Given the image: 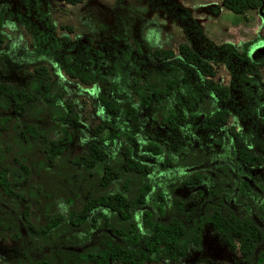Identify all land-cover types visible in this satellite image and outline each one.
<instances>
[{"label":"trees","instance_id":"trees-1","mask_svg":"<svg viewBox=\"0 0 264 264\" xmlns=\"http://www.w3.org/2000/svg\"><path fill=\"white\" fill-rule=\"evenodd\" d=\"M57 1L75 4L83 0ZM218 1L235 13L256 8L264 17V0ZM3 21L4 11L0 8V46L4 41ZM263 44L264 39L241 43L238 53L241 77L249 83L260 80L264 56L251 57L248 51L254 45ZM146 55V60H140V66L134 67L132 75L129 68L113 64L110 71L114 75L109 82L96 72L91 60L72 61L70 54L60 58L58 66L68 77L84 85L100 84L96 99L104 116L93 127L95 138L87 142L85 152L69 158L71 163L96 173L95 188L78 206L69 207L64 213L44 208L40 223L30 219L24 202L20 222L26 234L34 239L27 237L30 240L27 242L18 227L9 233L12 238L20 239V255L14 264H110L111 261L137 264L159 259L176 262L190 246L199 247L204 223L209 224L211 232L225 247L236 249L247 264H264V224L254 218L247 203L244 211H236L225 205L220 195L227 191L234 193V203L249 202L256 197L255 189L264 192V167L259 174L251 176V184L240 178L234 184L224 183L227 177L220 174L215 185L207 186L205 203L193 213L194 209H186L183 199L173 195V189L179 184L188 188L200 184L206 178L202 169L184 172L182 177L173 172L170 175L168 168L178 163L162 152L155 139L139 144V149L154 162L136 156L130 145L119 141L121 132L136 133L141 128L131 92V87L137 85L139 104L148 108L150 119L162 128L174 127L175 110L180 108L182 113L201 116L207 132L222 131L214 141L222 145L224 149H221L241 172L243 169L250 174L249 168L264 162V139L257 127L239 131L227 124L231 114L227 105L229 87L215 81L212 56L203 55L185 39L177 42L175 49L155 46ZM65 92L63 83L53 78L44 63L32 65L24 83L0 79V129L8 127L16 118L17 123H11L13 143L18 150L26 145L35 147L46 165L60 158L71 139L69 125L78 119ZM30 114L46 115L52 123L42 127L25 118ZM255 116L264 121V96L256 106ZM104 142L115 143V151L108 153L102 145ZM12 145H5L7 152ZM10 153L18 169L6 163L0 165V194L23 198L16 186L26 180L28 167L21 153ZM190 153L186 165L197 167L204 161L200 153L192 150ZM154 163L162 166L165 179L153 181ZM197 194L202 191L197 190ZM230 197L229 194L226 199ZM263 206L264 197L257 208ZM1 224L4 228V223ZM0 235L4 234L0 231ZM34 249H38L37 255Z\"/></svg>","mask_w":264,"mask_h":264},{"label":"rangeland","instance_id":"rangeland-1","mask_svg":"<svg viewBox=\"0 0 264 264\" xmlns=\"http://www.w3.org/2000/svg\"><path fill=\"white\" fill-rule=\"evenodd\" d=\"M0 8L4 11L0 79L24 83L32 65L44 63L53 78L63 83L65 98L73 104L78 117L69 125L70 141L52 165H46L42 161V154L33 146L26 145L18 150L17 144L13 143L14 132L11 128L16 118L10 121L8 127L0 129V165L6 163L13 169L17 167L12 162L10 152L13 151L21 153L29 171L26 180L16 186L23 193V198L0 194V231L4 234L0 235V264H14L19 258L20 239L9 235L17 227L30 242L20 222L24 202L27 203L30 219L40 223L44 208L64 213L69 207L78 206L95 188L96 173L88 172L80 164L71 163L69 158L85 152L87 142L95 138L93 127L104 116L96 99L100 84L84 85L68 77L58 66L64 54H70L72 61L86 63L91 60L96 72L109 82L114 75L110 71L113 64L129 68L132 75L134 67L140 66V60H146V53L151 48L168 46L175 49L177 42L188 40L203 55L212 56L215 81L229 87L227 105L231 114L227 124L239 131L257 127L264 139V121L255 116L256 106L264 96V68L261 69L260 80L249 83L241 77L242 64L238 56L242 42L255 43L264 39V17L256 8L235 13L222 7L218 0H83L75 4L57 0H0ZM137 49L140 53L136 52ZM138 89L137 85L131 87L141 128L136 133L121 132L118 139L130 145L136 156L149 162H154V159L145 155L139 149V144L147 139H155L162 152L178 163L168 168L170 175L173 172L182 177L184 172L202 169L206 178L200 184L189 188L179 184L173 189V195L185 201L186 209H194L193 213H196L205 203L207 186L215 185L220 180V174L227 177L224 183L234 184L240 178L251 184V176L259 174L264 167L263 162L249 168L250 174L243 169L241 172L222 150V145L214 141L220 138L222 131L207 132L201 116L193 117L176 108L174 127L162 128L150 119L148 108L139 104ZM25 118L42 127L52 123L46 115L38 117L30 114ZM4 144H13L10 152L6 151ZM106 144L102 143L108 153H113L116 144ZM191 150L204 157L197 167L186 165ZM154 164L153 181L165 179L162 166ZM197 190H201L202 194H197ZM255 191L256 197L249 202L243 200L234 203V193L227 191H222L220 195L225 205L236 211H244L247 203L254 218L264 224V206L257 208L264 192L259 189ZM229 194L231 197L226 199ZM29 238L31 241L34 239ZM34 252L37 255L39 251L34 249ZM193 261L198 264H247L236 249L229 250L219 241L208 223H204L201 229L199 247L190 246L176 262L159 259L137 264H187ZM110 264L123 263L111 261Z\"/></svg>","mask_w":264,"mask_h":264},{"label":"flooded vegetation","instance_id":"flooded-vegetation-1","mask_svg":"<svg viewBox=\"0 0 264 264\" xmlns=\"http://www.w3.org/2000/svg\"><path fill=\"white\" fill-rule=\"evenodd\" d=\"M251 50H253V55H255V56H261L262 55V51H259V48L256 45L251 47Z\"/></svg>","mask_w":264,"mask_h":264},{"label":"water","instance_id":"water-1","mask_svg":"<svg viewBox=\"0 0 264 264\" xmlns=\"http://www.w3.org/2000/svg\"><path fill=\"white\" fill-rule=\"evenodd\" d=\"M258 48H259V51H262V56H264V44L258 46ZM248 53H249V55H250L251 57H253V50H251V48L249 49Z\"/></svg>","mask_w":264,"mask_h":264}]
</instances>
